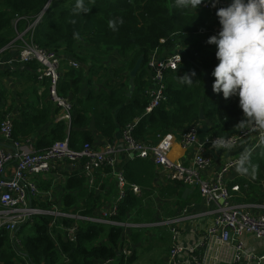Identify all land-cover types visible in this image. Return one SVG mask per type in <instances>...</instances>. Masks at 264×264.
Returning <instances> with one entry per match:
<instances>
[{"label": "trees", "instance_id": "obj_1", "mask_svg": "<svg viewBox=\"0 0 264 264\" xmlns=\"http://www.w3.org/2000/svg\"><path fill=\"white\" fill-rule=\"evenodd\" d=\"M49 2L0 0V51L15 41L17 32L25 31L32 25ZM215 25L211 11L193 13L189 7H179L177 0H52L35 28L33 41L62 57L64 79L60 94L72 100L73 118L70 123L61 120L47 132L39 134L38 131L46 127L60 110L51 102L35 110L34 114L23 110L24 120L14 121L13 138L22 141L36 137L34 148L37 151L47 150L66 139L72 149L81 150L85 144H93V136L87 131L91 126L109 143L114 142L119 128L125 130L132 126V137L153 147L171 131H185L200 124L201 111L212 137L226 138L237 133L252 123L245 120L238 97L226 100L221 93L209 98L212 87L205 88L203 74L197 68L198 65L207 67L198 56L211 51L212 48L208 49L206 44L214 35ZM176 45L185 49L182 71L180 74L171 71L166 74V100L152 113L146 114L150 104L149 59L156 50L164 54ZM113 56L123 59L122 68L116 69L114 75L104 65ZM141 56L144 62L135 79V91L128 97L130 72ZM64 57L76 60L81 66L92 62L91 75L96 78L97 84L85 98L81 93L86 82L83 73L68 66ZM212 57L217 61L215 54ZM28 65L31 71L38 68L36 63ZM216 65L215 62L213 70ZM192 72L196 73L192 77L193 83H182L180 77ZM31 76L39 91L36 75ZM113 76L122 81L121 85L115 86ZM100 84L104 87L100 88ZM43 94L46 99L47 91ZM2 120L0 116V125ZM123 168L129 188L114 220L121 224H150L154 221L157 207H163L156 198L167 199L170 191L167 194L157 193L153 185L159 177L157 167L149 159H133ZM173 184L184 187L179 182ZM132 185L139 186L141 194H135L130 187ZM116 194L112 169L103 168L96 174L93 187L87 185L85 172H75L68 175L64 186L63 210L82 207V215L89 217L110 204ZM51 220V217L42 215L33 225L19 230L17 235L22 239L23 251L14 246L7 230H1L0 264H97L110 258L117 259L119 264H136V249L147 243L148 227H134L125 233L122 226L86 222L81 225L76 242H66L61 233L57 234L56 242L49 232ZM70 222L61 220L57 226L67 227ZM27 228H31L32 232L26 233ZM54 231L56 233V229ZM125 235L135 247L127 260L119 256L125 244ZM159 236L163 239V231L159 232ZM169 240L171 242V237Z\"/></svg>", "mask_w": 264, "mask_h": 264}, {"label": "built area", "instance_id": "obj_2", "mask_svg": "<svg viewBox=\"0 0 264 264\" xmlns=\"http://www.w3.org/2000/svg\"><path fill=\"white\" fill-rule=\"evenodd\" d=\"M51 1L32 25L25 31L17 32L15 41L0 51V66L36 63L38 68L32 72L36 75L40 94L47 91L49 101L60 110L61 120L70 123L73 118V102L60 94V85L64 79L62 59L56 52L39 47L33 41L35 28L42 21ZM228 5L229 0H219L215 8L212 7L210 0H204L200 5L201 10L211 11L214 14L216 21L214 35H217L221 28L216 11ZM10 51L15 52L14 56L6 59L5 55ZM184 53V47L176 45L174 50L166 55H161L159 50L151 55L147 68L150 104L146 114L152 113L166 100V74L169 71L181 73ZM71 65L74 69L82 67L77 62H72ZM47 83L48 87H46ZM200 127V124L194 125L182 132L180 147L183 151L193 154L189 162L182 163L170 157L174 145L171 135L162 137L157 146L148 147L132 137V126H128L123 131L121 139L108 143L102 148H96L94 144L88 143L81 150H75L70 147L69 140L66 139L55 143L47 150L37 151L30 146L28 140L17 141L13 138L14 120L11 116L5 115L0 125V135L10 147L0 144V231L7 230L14 246L23 251L22 240L17 233L23 226L33 225L37 217L42 215L52 218L49 232L56 242L57 234L60 233L66 242H76L78 231L84 222L130 228L128 224H120L114 220L119 214V205L125 199L129 188L124 168L117 161L119 154L126 153L133 155V159L151 160L157 167L158 176L159 173L164 174L168 182H179L184 187L197 188L202 200L212 207L210 213L214 216L213 223L194 246L186 248L182 243L185 216L154 224V227L159 229L167 226L171 237V246L164 264H242L244 260L262 264V259L246 250L241 237L249 234L259 239L264 238V206L258 214L248 212L232 201L231 192L239 191L240 187L234 186L230 189L227 185L230 172L245 164L247 159L232 158L219 170L212 172L213 161L206 155L204 145L199 141ZM255 136L259 143L264 141V127L252 122L229 137L210 136V138L215 147L226 150ZM67 164L82 167L89 187L95 185L96 174L103 168L112 169L117 187L116 197L106 207L97 210L89 217L82 215V207L77 208V212L63 213L57 208L46 211L36 206V201L44 193L39 187L37 177L57 170L59 165ZM130 187L135 194H141L139 186ZM46 195L50 197V193ZM61 220L71 222L67 227L57 226V222ZM124 243L119 256H124L127 260L132 256L133 251L126 235ZM116 261L117 259L110 258L97 264H116Z\"/></svg>", "mask_w": 264, "mask_h": 264}, {"label": "crops", "instance_id": "obj_3", "mask_svg": "<svg viewBox=\"0 0 264 264\" xmlns=\"http://www.w3.org/2000/svg\"><path fill=\"white\" fill-rule=\"evenodd\" d=\"M230 3L231 0H229V4ZM189 9L193 13L201 11L200 5L196 10L190 6ZM206 47L208 49L212 48L211 51H208L207 53L204 52L205 55L203 54L198 57L201 63L205 64L207 67L201 65L198 66L205 69H211L212 73V66L215 65V62L218 63V61H214L212 57V55H214L216 52V47L209 44H206ZM172 50H174L173 47L169 52H171ZM169 52L161 55H166ZM14 53V51L8 52L5 55V58L7 59L8 57H13ZM113 57L116 58L118 56ZM113 57H111L110 60L108 59L109 61H107H114ZM60 58L62 59V57ZM65 60L66 64L71 67L72 62H77L74 59ZM119 60L123 59L119 58ZM63 67L64 64L62 63L64 76ZM92 67V62H88L87 64H82V67L80 69H75L79 71L81 70L86 80L85 85L83 86L81 91L83 98L87 96L93 85L97 84V81H95L96 78L92 77L91 75ZM86 70L89 71L86 72ZM111 72L112 71H110V73ZM31 74L33 73L30 70L29 65H13L11 67L0 66V116H11L14 121L17 120L22 122L24 120L23 117L25 113L23 112V110L27 109L26 112H29V114H34L35 110L46 107V104L50 102L48 99V95L45 99L43 97L44 94H40V91H37L34 83L35 81H33ZM87 81L91 83H88ZM118 85L121 84H115V86ZM99 87L103 88L104 86L100 84ZM211 87L212 84L210 88ZM214 96H216V94L212 92L209 95V98H213ZM60 116V113L58 115H55L54 117L52 116L49 124L42 130H39L38 133L43 134L50 128H53L59 121H61ZM87 131L92 134L93 144L96 148H102L104 145L109 143L108 139L103 138L102 135L94 128V126H91ZM123 131L124 130L122 128L118 129L114 141L122 138ZM183 131L184 130H174L169 133V135H171L174 139V145L171 150L170 157L174 161L187 163L189 162V159L192 158L193 154L192 152L183 151L180 147L179 141ZM200 131L201 135L199 141L202 145H204L206 155L213 161L212 172L219 170L228 160L232 158L246 157L247 160L245 164L230 172L227 178V185L230 189L234 186L240 187L239 191L231 192V194L233 195L232 201L234 204L244 207V209H246L248 212L258 214L264 206V141H260L259 143L257 137L255 136L251 139L242 141L236 147L223 150L218 149L211 143V130L208 123L207 126L200 127ZM36 139V137H31L26 138L22 141L28 140L30 142V146L34 148ZM0 144L6 147H10V145L2 138L1 135ZM132 160L133 158L126 153H121L117 156L118 164L122 167L125 163L127 164ZM81 171L82 167L78 165L67 164L66 168L63 169V171H53L52 173L46 174L45 177L38 176L37 179L39 187L44 193H42V195L38 198L35 205L46 211L57 208L63 213L77 212L76 207L72 211L63 210L64 186L66 184L68 175ZM157 180L158 181L153 184L155 185V189H157V193L167 194V191H170V194L166 196L167 199L156 198V201H160V205H163V207H157V211L155 212L156 215L154 214V221L146 225H133L126 223L124 225L128 224L130 228L125 229L123 226L122 227L126 232L129 233L130 229L134 227L143 226L154 228L155 223L163 222L167 219L170 220L179 216H185L186 221L183 224L182 243L186 248L194 246L213 223L214 216L210 213L212 211V207L207 205L202 200L197 188L193 189L189 187L184 188L176 186L172 182H168L165 175L160 173ZM109 182L110 184H112L111 181ZM44 188L48 190L45 191ZM46 193H50V197L46 195ZM162 228H165L168 231L167 226ZM160 231H163V229ZM31 232L32 229L27 228L26 233ZM241 239L245 245L246 250L249 253H252L262 259V264H264V241H262L264 238L259 239L254 235L245 234L241 237ZM150 248H146V245H141L138 247V249H136L138 251L136 264H150L151 262L160 264L162 263L161 261L165 262L167 255L164 258L161 256V258L159 259L157 258L153 261H150V263L144 262V253L146 252V250L150 251ZM133 250H135V247L133 248L132 246V251ZM161 250L163 252V250H165V247H162ZM63 259L65 260V258ZM116 264H119L118 260L116 261ZM242 264L257 263L244 260Z\"/></svg>", "mask_w": 264, "mask_h": 264}, {"label": "clouds", "instance_id": "obj_4", "mask_svg": "<svg viewBox=\"0 0 264 264\" xmlns=\"http://www.w3.org/2000/svg\"><path fill=\"white\" fill-rule=\"evenodd\" d=\"M203 2L177 0V5L196 10ZM210 2L215 8L219 0ZM216 16L220 31L207 41L216 47L218 61L211 73L212 91L226 100L238 97L245 120L264 127V0H231ZM195 75L192 72L180 80L191 85Z\"/></svg>", "mask_w": 264, "mask_h": 264}, {"label": "rangeland", "instance_id": "obj_5", "mask_svg": "<svg viewBox=\"0 0 264 264\" xmlns=\"http://www.w3.org/2000/svg\"><path fill=\"white\" fill-rule=\"evenodd\" d=\"M113 60L112 62H107L104 64L105 67L109 68V71H112L113 75H114V71L116 69H119V68H122L121 67V60H119V57H113ZM83 69V68H82ZM89 70H86V72H88ZM113 80L115 82V84H121V80L117 79V77L113 76ZM66 166L64 165H59L58 169L57 170H54V171H63V169H65ZM53 171L49 172V173H52ZM47 173L43 174V175H40L41 177H45ZM112 181L113 178H111ZM163 229V234H164V237L162 239V237L159 236V231ZM162 229H159V228H148L147 231H146V238H147V244H146V248H150V251L149 250H146V252L144 253V256H143V260L144 262L146 263H150V261H153L155 259H159L161 258V256L164 258L168 252H169V249H170V245H171V242L169 240V237L170 235H168L169 233L167 232V229L165 228H162ZM168 233V234H167ZM264 241V239L262 240ZM162 247H165V250H161ZM160 250V251H159ZM150 264H155L153 262H151Z\"/></svg>", "mask_w": 264, "mask_h": 264}, {"label": "water", "instance_id": "obj_6", "mask_svg": "<svg viewBox=\"0 0 264 264\" xmlns=\"http://www.w3.org/2000/svg\"><path fill=\"white\" fill-rule=\"evenodd\" d=\"M143 62H144V57L141 56L136 62L135 66L133 67L132 71L130 72L131 80H130V89L127 94L128 97H131L135 91V79L138 77ZM197 68H199L200 71L203 73L205 88L209 89L212 84L211 69L201 68L200 66H197ZM200 126L201 127L207 126V122L205 120V115L203 111H201L200 113ZM131 157H133V155Z\"/></svg>", "mask_w": 264, "mask_h": 264}]
</instances>
